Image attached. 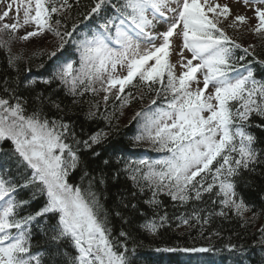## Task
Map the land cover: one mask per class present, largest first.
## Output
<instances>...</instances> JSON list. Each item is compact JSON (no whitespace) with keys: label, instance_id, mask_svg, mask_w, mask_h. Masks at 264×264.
<instances>
[{"label":"snow or ice","instance_id":"1","mask_svg":"<svg viewBox=\"0 0 264 264\" xmlns=\"http://www.w3.org/2000/svg\"><path fill=\"white\" fill-rule=\"evenodd\" d=\"M244 3L254 6V25L252 17L233 16L228 5L212 0H93L83 20L91 22L95 17L97 23L89 26L78 20L71 29L67 27L73 8L70 0H10L0 12V49L6 51L9 68L17 73L25 58L13 54V44L52 34L56 40L46 53L49 60L67 45L75 49L76 59L57 60L40 82L58 83L73 97V106L91 95L86 120L99 116L112 129L118 109L113 103L109 112L110 100L123 108L155 93L148 106L132 117L138 123L133 141L148 144L161 155L135 160L115 156L123 169L114 175L127 174L135 189L132 199L137 192L151 193L144 203L155 210L152 218L140 213L145 216L140 228L150 234H157L169 221L167 211L159 212L161 194L179 206L202 203L205 195L213 206L219 205L218 211L193 207L190 215L177 217L189 227L193 220L203 227L213 215L227 218L231 214L242 226L264 216V204L258 213L238 191L241 183L251 184L245 174L257 170L264 174V140L253 130L264 131V81L255 78L253 61L241 63L247 56L262 66L264 60L257 57L255 45L244 47L227 32L247 29L264 41V7L256 6L264 5V0ZM81 27L85 30L78 31ZM177 48L180 59L173 63L170 56ZM238 50L243 55L238 56ZM36 84V78L21 80L17 75L6 77L0 86V141H11L8 159L16 165L15 175L0 165V264H132L125 242L131 234L121 230L119 238L113 237L108 212L95 190L97 183H106V175L93 176L83 159L87 152L99 158L101 153L95 149L109 139L111 131L100 128L82 139L75 122L63 114L61 103L53 94L35 92ZM134 89L143 91L137 94ZM24 92L35 95L29 99ZM160 96L166 103L157 106ZM49 105L62 114L49 115L45 111ZM256 117L261 122L254 124ZM112 158L109 155L104 165ZM81 168L82 182L70 183V174ZM29 187L35 189L33 198L45 197V204L22 215L30 201L19 198V193ZM260 199L264 201V196ZM131 208L136 210L137 204ZM205 211L207 215L202 214ZM33 225L45 237L43 250L32 244ZM259 231L264 244V225ZM229 248L236 250L235 245ZM156 251L192 254L211 249Z\"/></svg>","mask_w":264,"mask_h":264},{"label":"trees","instance_id":"2","mask_svg":"<svg viewBox=\"0 0 264 264\" xmlns=\"http://www.w3.org/2000/svg\"><path fill=\"white\" fill-rule=\"evenodd\" d=\"M73 4V8L70 13V18L67 20V27L70 29L73 23L78 20L83 19V15L87 13L90 7L93 5V0H70ZM236 38V37H235ZM238 41L240 39L236 38ZM56 38L52 34L47 35V41L44 43H39L31 41V43L24 44L21 48L16 51H12L13 54L22 55L25 60L20 63V71L17 73L14 69L8 66V57L5 50L0 49V86L3 85L5 78L14 79L17 75L21 80L29 78L31 74L36 72V69L41 64H45L48 56L47 52L53 50L55 46ZM240 42V41H239ZM242 43V42H241ZM253 44L255 45V53L259 59L264 60V41L259 40L258 37L255 38ZM247 44L245 43V46ZM247 47V46H246ZM35 53V55H33ZM237 55H243L239 50ZM249 60L253 61L252 68L254 76L257 80L264 81V66L253 60L252 56H247L245 61L241 63H247ZM25 68H30V71H25ZM35 92H43L45 96L53 94V99L58 100L61 103V107L64 108V115L67 119L75 122L76 131L80 134L81 138H86L85 134L90 135L92 132L97 131L100 128H104L106 131H111L109 139L100 147L95 150L101 153L99 158H93L91 152L83 153V159L87 163V170L93 175L99 177V174L103 172L106 175V183L100 185L97 183L95 185V190L100 196V201L103 207L108 212L109 225L112 229L113 237L119 238V233L124 230L131 234V239L125 241L127 243L128 255L132 264H164L169 262V264H178L182 261V252H163L156 251L157 248L164 247H205L210 248L209 251L212 254L218 252H227L226 247L229 245H235L236 248L240 246H245L251 248L252 244L260 243L258 247L260 248L263 256L260 259L249 258V264H264V244H261L262 236L259 231L260 227L264 225V216L258 215L256 219L246 226H242L243 222L238 218H235L229 214V217H220L218 215H213L210 218V222L206 225H201L196 221H192V227L184 225L177 217L181 214L190 215L192 208L196 207L198 209H207V211H213L219 209V205L213 206L209 196L205 195L204 201L202 203H197L193 205L189 203L185 206L174 205L171 198L161 194L160 200V215H163L167 211L169 216V221L163 227L158 230V233L153 235L140 228V225L144 222L145 216L147 218H152L154 214V209L145 204L144 201L150 196V192L140 194L137 192V197L132 199L131 193L135 191L133 188L131 180L124 172L114 178L117 169H123V163L117 164L115 156H122L125 159H135L139 156L150 153L149 148L143 146L142 144H136L133 141L135 122H130L132 118L123 116L121 110L119 109L118 102L114 99L110 100L108 103L109 112L112 111L113 103L117 105L116 119L112 120L113 128L109 129L107 122L100 118L99 116L93 120H86L85 113L89 108V101L93 98L91 95H86L79 104L73 106V97L67 95L65 91L58 86V83L54 82L51 85H46L37 81V84L33 86ZM134 93L138 94L140 90H133ZM35 92L31 93L24 92L26 98H31L35 95ZM155 97V93L151 96H145L143 101H147ZM161 100L164 96H160ZM159 97V98H160ZM157 98V100L159 99ZM140 99L133 100L129 106L133 109L138 108L140 105ZM45 111L49 115L59 116L62 113H58L56 109L52 108L50 105L45 107ZM100 111H104V104L101 102ZM132 111L129 109L128 112ZM260 118L256 117L253 123H260ZM255 133L264 140V131L259 128L253 129ZM0 150L8 152L11 154V145L8 140L0 141ZM114 154V155H113ZM112 155L113 158L109 165H104L103 161ZM7 158L9 156H6ZM14 161V160H13ZM15 162V161H14ZM13 175L16 174V167L12 169ZM83 175V168L73 171L70 174L69 182L73 184H80L81 177ZM20 183H23V179L17 176ZM245 180L251 181L250 186L243 183L238 187V191L244 198L252 204L257 212L259 213L261 205L264 201L260 199L264 196V174H261L260 170H257L253 174H245ZM87 180L83 183L87 185ZM34 188L22 189L19 193V198L29 200L30 203L26 207L23 214L29 212H36L45 204V197L43 195L37 194L33 198ZM121 197H124L121 202ZM137 204V209L133 210L131 205ZM127 204L126 208L124 205ZM207 211L202 213L207 215ZM120 212L121 215L117 216L116 213ZM145 213L142 216L140 213ZM248 215H251L249 213ZM50 222L51 218L49 217ZM125 220L130 223H125ZM43 221L41 220V223ZM179 225V227L177 226ZM216 233H219L216 235ZM255 240H258L254 242ZM45 242V237L40 229L33 225V239L32 244L35 249L43 250ZM133 249H135L133 251ZM123 250V249H121ZM71 251V249H69ZM256 257V254H254ZM47 259V257H46Z\"/></svg>","mask_w":264,"mask_h":264},{"label":"rangeland","instance_id":"3","mask_svg":"<svg viewBox=\"0 0 264 264\" xmlns=\"http://www.w3.org/2000/svg\"><path fill=\"white\" fill-rule=\"evenodd\" d=\"M4 1L5 0H0V12L3 11L2 4H3ZM8 1H10V0H8ZM212 2L213 3H218L220 5H228L229 8L232 10V15L233 16H235L237 14H243V15H245L247 17H252L253 18L252 21H251L252 25H254L256 23V21L254 19V6L251 3L245 4L243 0H212ZM248 6L250 8H252L251 9V13H249V9L250 8ZM256 6L264 7V5H256ZM227 32L230 35H232L233 37H236V38L240 39L239 40L240 42H242L244 44L246 43L247 45H249V44L254 45L253 42H254L255 38L257 37L254 33L248 31L247 29H245L242 33L238 32L236 30H233V29H227ZM32 41L39 42V43H44V42L47 41V36H44L43 38H33ZM23 45L24 44H22V43L13 44L11 50L12 51H14V50L18 51L21 48V46H23ZM185 56L190 58V53L185 52ZM170 59H171V61L173 63H177L179 61V59H180L179 48H177L175 50V52L172 53V55L170 56ZM101 97H102V94H101ZM165 103H166V100L164 98L163 101H161L160 103L157 104V106L164 105ZM139 104H142V105H140L136 109L131 108L129 106V104L124 106L123 108H119V109L121 110V113H122L123 116H125L127 118L129 116V118H132L135 115V113L137 111H139L142 107H147L148 106L149 100L140 101ZM129 109H132V111L128 112ZM142 145L147 147V148L152 149L148 144H142ZM152 150H154V149H152ZM141 158H144V157H141Z\"/></svg>","mask_w":264,"mask_h":264},{"label":"bare ground","instance_id":"4","mask_svg":"<svg viewBox=\"0 0 264 264\" xmlns=\"http://www.w3.org/2000/svg\"><path fill=\"white\" fill-rule=\"evenodd\" d=\"M239 248L244 249L246 247L242 245ZM226 251L229 253L237 254V249L236 250H230L229 246L226 247Z\"/></svg>","mask_w":264,"mask_h":264}]
</instances>
